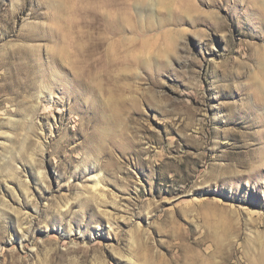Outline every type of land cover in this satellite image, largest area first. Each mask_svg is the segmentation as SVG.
<instances>
[{
    "label": "rangeland",
    "instance_id": "obj_1",
    "mask_svg": "<svg viewBox=\"0 0 264 264\" xmlns=\"http://www.w3.org/2000/svg\"><path fill=\"white\" fill-rule=\"evenodd\" d=\"M0 264H264V0H0Z\"/></svg>",
    "mask_w": 264,
    "mask_h": 264
},
{
    "label": "bare ground",
    "instance_id": "obj_2",
    "mask_svg": "<svg viewBox=\"0 0 264 264\" xmlns=\"http://www.w3.org/2000/svg\"><path fill=\"white\" fill-rule=\"evenodd\" d=\"M110 28H111V26H110ZM109 58V57H108ZM90 60V59H89ZM88 61V60H87ZM113 61V60H112ZM89 62V61H88ZM91 62V61H90ZM85 64H86V62H85ZM92 65H94V64H92ZM77 68V67H76ZM78 74V73H77ZM60 79H61V77H60ZM59 80V79H58ZM98 86V85H97ZM117 88H116V92H117V94L116 95H118V96H112L111 97V99H113V98H115L116 100H124V104L125 103H127L126 102V100L125 99H128V98H126L125 96H126V93H127V90H128V88L129 87H127V84H122L121 83V85H118V86H116ZM100 88V87H99ZM99 92H100V90H98ZM108 93V92H107ZM81 95V94H80ZM89 103V102H88ZM91 104H92V102H91ZM115 104V103H114ZM90 105V104H89ZM112 105V104H111ZM117 105V104H116ZM89 107V106H88ZM92 107V106H91ZM110 107V106H109ZM112 108V107H111ZM110 108V109H111ZM92 109H93V107H92ZM95 109V108H94ZM86 110V109H85ZM92 112V111H91ZM96 113V112H95ZM95 115V114H94ZM96 116V115H95ZM105 131V130H104ZM106 132V131H105ZM100 133V135H102L101 134V132H99ZM98 133V134H99ZM103 133V132H102ZM106 134V133H105ZM105 134H104V137H105ZM90 135V134H89ZM99 135V136H100ZM107 135V134H106ZM91 136H93V135H91ZM98 136V137H99ZM88 137V136H87ZM103 137V138H104ZM107 137V136H106ZM102 138V139H103ZM87 139V138H86ZM89 139V138H88ZM97 140H99V139H97ZM100 140H101V138H100ZM105 141V140H104ZM104 141H102V142H104ZM98 142V141H97ZM96 142V143H97ZM99 143V142H98ZM99 145V144H98ZM105 150V149H104ZM103 150V151H104ZM102 151V152H103ZM105 151H107V150H105ZM127 155V154H126ZM104 156V155H103ZM253 168V167H252ZM249 169V172H252L253 170H254V168L253 169ZM91 180L93 181V187L94 188H97L98 187V185H99V181H98V178L94 175V174H92L91 175Z\"/></svg>",
    "mask_w": 264,
    "mask_h": 264
}]
</instances>
